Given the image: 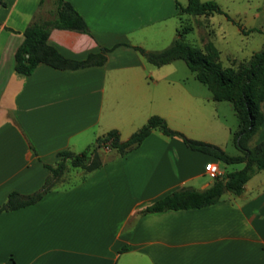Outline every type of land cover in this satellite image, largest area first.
<instances>
[{
	"label": "crops",
	"instance_id": "0c3cea01",
	"mask_svg": "<svg viewBox=\"0 0 264 264\" xmlns=\"http://www.w3.org/2000/svg\"><path fill=\"white\" fill-rule=\"evenodd\" d=\"M3 1L0 205L10 191L40 189L59 150L88 154L98 135L116 128L126 139L152 114L225 151L232 143L237 127L219 115L222 100L195 85L182 58L156 65L135 48L162 49L179 36L175 0H67L89 32L54 27L48 42L74 59L109 48L104 60L40 62L28 74L14 69V52L40 0ZM53 8V0L41 5L44 14ZM260 106L264 114V100ZM258 133L264 138V119ZM106 148L96 168L67 160L37 201L0 211L2 264H264V169L213 203L139 213L174 189L209 186L208 161L226 164L158 129L123 154Z\"/></svg>",
	"mask_w": 264,
	"mask_h": 264
},
{
	"label": "trees",
	"instance_id": "16d2710c",
	"mask_svg": "<svg viewBox=\"0 0 264 264\" xmlns=\"http://www.w3.org/2000/svg\"><path fill=\"white\" fill-rule=\"evenodd\" d=\"M43 2L44 0H40L39 8L23 30L24 38L14 52L13 67L16 71L28 74L40 62L59 68H74L104 60V52L109 48L90 52L83 59H74L65 56L51 45L48 36L54 27L82 32H89V29L82 15L69 1L53 0L54 8L50 9L48 14L42 12ZM0 3L4 1L0 0ZM175 3L179 16L183 12L191 14L222 12L215 0H187L185 5L175 0ZM177 31L179 32V28ZM135 48L149 62L156 65L182 58L194 72L195 77L209 88L214 99L231 101L238 120V126L231 137L232 143L238 150L237 153L231 154L213 143L188 137L183 132L170 127L161 115L152 114L126 139L120 138L116 128L98 135L88 154L69 149L59 150L56 162L45 164L50 174L41 188L29 194L10 191L6 200L0 205V211L37 201L58 180L66 168L67 160L73 166H80L90 171L102 161L99 149L109 147L123 154L141 143L153 129H158L166 135L179 136L190 148L209 153L224 164L242 163V166L225 170L222 174L213 177L206 188L182 186L174 189L141 207L139 213L199 207L213 203L219 200L225 191L240 193L249 177L257 170L264 169V138L252 146L249 145L264 119L260 106L261 101L264 100V45L254 51L251 58L238 68L231 65L223 66L220 63L219 50L212 41H207L203 48H199L184 42L180 34L162 49L147 50L141 46ZM121 249H128V246H123Z\"/></svg>",
	"mask_w": 264,
	"mask_h": 264
},
{
	"label": "rangeland",
	"instance_id": "374dc122",
	"mask_svg": "<svg viewBox=\"0 0 264 264\" xmlns=\"http://www.w3.org/2000/svg\"><path fill=\"white\" fill-rule=\"evenodd\" d=\"M178 1L181 4L187 2V0ZM215 1L222 12L202 14L183 12L177 19L178 33L184 42L199 48H203L207 41H212L219 50L218 60L220 63L223 66L231 65L238 68L251 58L254 51L261 49L264 45V0ZM176 62L185 64L182 59H178ZM193 80L195 85L205 93L211 94L208 87L195 76H193ZM195 89L197 88L195 87ZM221 102L222 105L217 108L219 115L228 125L237 127L238 120L231 107V101L222 100ZM258 132L249 142L250 146L259 141ZM104 149L108 148L104 147L98 150L100 156ZM226 151L236 153L237 149L232 143H229ZM241 166L242 163L225 165L227 170ZM222 171L225 170L222 169Z\"/></svg>",
	"mask_w": 264,
	"mask_h": 264
},
{
	"label": "built area",
	"instance_id": "2783aa9c",
	"mask_svg": "<svg viewBox=\"0 0 264 264\" xmlns=\"http://www.w3.org/2000/svg\"><path fill=\"white\" fill-rule=\"evenodd\" d=\"M205 171L210 177H215L223 173L219 162L211 160L208 161L204 166Z\"/></svg>",
	"mask_w": 264,
	"mask_h": 264
}]
</instances>
